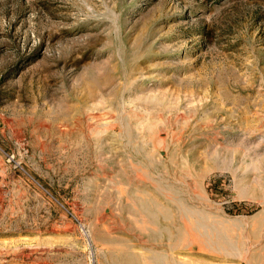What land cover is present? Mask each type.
Returning <instances> with one entry per match:
<instances>
[{
  "label": "rangeland",
  "instance_id": "rangeland-1",
  "mask_svg": "<svg viewBox=\"0 0 264 264\" xmlns=\"http://www.w3.org/2000/svg\"><path fill=\"white\" fill-rule=\"evenodd\" d=\"M0 264H264V0H0Z\"/></svg>",
  "mask_w": 264,
  "mask_h": 264
}]
</instances>
